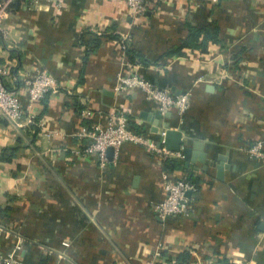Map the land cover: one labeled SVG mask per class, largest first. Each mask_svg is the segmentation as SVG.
I'll use <instances>...</instances> for the list:
<instances>
[{"label": "crops", "instance_id": "1", "mask_svg": "<svg viewBox=\"0 0 264 264\" xmlns=\"http://www.w3.org/2000/svg\"><path fill=\"white\" fill-rule=\"evenodd\" d=\"M13 8L0 63L19 77L44 68L59 90L34 104L35 132L0 119V252L22 264H264V147L249 153L264 141V0H162L138 22L123 0ZM188 26L217 30L220 42L170 54ZM135 56L142 78L190 97L186 113H162L140 91L115 94ZM113 108L151 142L179 132L191 159L125 144L102 168L78 154L80 135ZM164 173L198 191L161 222Z\"/></svg>", "mask_w": 264, "mask_h": 264}, {"label": "built area", "instance_id": "2", "mask_svg": "<svg viewBox=\"0 0 264 264\" xmlns=\"http://www.w3.org/2000/svg\"><path fill=\"white\" fill-rule=\"evenodd\" d=\"M69 0H0V46L8 40L11 28L7 26L14 12L16 3H23L29 9L56 8L64 9ZM127 5L131 17L135 21L149 17L162 0H123ZM129 39L126 34L120 35V43L124 45ZM135 66L128 67L125 73L120 72L116 76L114 91L116 95L128 92L140 91L146 100L158 104L160 111L166 113L176 110L184 114L190 106V97L187 94L174 95L168 89L159 87L140 76L136 71L139 62ZM27 94L28 102L24 103L22 91ZM59 86L55 78L44 68H39L33 75L19 77L11 71L10 66L0 63V119L7 122L8 126L16 131L35 132L42 127L41 120L35 113L34 104L40 102L46 96L56 93ZM129 119L120 108H113L105 125L93 124L89 130L82 133L80 138L88 139L77 153L82 156L94 154L99 159L100 167L108 164L107 151L112 149L117 153L125 144L143 145L150 153L163 160L181 157L180 152H170L163 142L149 141L142 133L135 132L129 127ZM162 132V136H165ZM264 141L258 142L249 149L253 157L261 158ZM166 193L165 199L154 205V211L161 222L168 218L182 215L188 211L189 198L198 191L196 185L185 179H175L166 173L162 176ZM1 232V229H0ZM20 248V243L16 250ZM0 264H22L15 250L8 254L0 252Z\"/></svg>", "mask_w": 264, "mask_h": 264}, {"label": "trees", "instance_id": "3", "mask_svg": "<svg viewBox=\"0 0 264 264\" xmlns=\"http://www.w3.org/2000/svg\"><path fill=\"white\" fill-rule=\"evenodd\" d=\"M217 30L200 29L188 26V36L182 44L173 49L170 54L181 53L184 50H203L208 43H219ZM135 61H139V57H134Z\"/></svg>", "mask_w": 264, "mask_h": 264}, {"label": "water", "instance_id": "4", "mask_svg": "<svg viewBox=\"0 0 264 264\" xmlns=\"http://www.w3.org/2000/svg\"><path fill=\"white\" fill-rule=\"evenodd\" d=\"M176 138V141L174 140V138ZM164 146L166 147V149L170 152H183L184 156L186 159L190 160L191 158H189V154L191 153L190 150L188 148H182L183 144L181 142V134L179 132H175V131H171L169 130L164 137ZM203 159V157H202ZM200 159V160H202ZM220 169V173L222 168L219 167Z\"/></svg>", "mask_w": 264, "mask_h": 264}]
</instances>
